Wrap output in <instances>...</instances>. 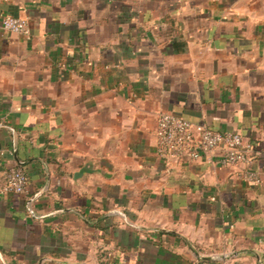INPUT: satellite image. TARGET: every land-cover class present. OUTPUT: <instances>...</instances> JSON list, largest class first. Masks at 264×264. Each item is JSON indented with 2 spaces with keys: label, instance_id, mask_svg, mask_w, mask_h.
<instances>
[{
  "label": "crops",
  "instance_id": "obj_1",
  "mask_svg": "<svg viewBox=\"0 0 264 264\" xmlns=\"http://www.w3.org/2000/svg\"><path fill=\"white\" fill-rule=\"evenodd\" d=\"M261 1L0 0V264H264ZM162 112L250 163L158 156Z\"/></svg>",
  "mask_w": 264,
  "mask_h": 264
},
{
  "label": "built area",
  "instance_id": "obj_2",
  "mask_svg": "<svg viewBox=\"0 0 264 264\" xmlns=\"http://www.w3.org/2000/svg\"><path fill=\"white\" fill-rule=\"evenodd\" d=\"M3 30L22 36L29 34L28 22L11 15L1 18ZM157 154L160 157L181 158L195 161L203 156L217 158L223 167L248 165L251 147L236 132H221L206 126L195 125L181 116L162 112L156 120ZM246 182L259 184L264 178L263 170L246 169L240 174ZM27 176L20 166H11L4 172L1 192L22 195L27 190Z\"/></svg>",
  "mask_w": 264,
  "mask_h": 264
},
{
  "label": "rangeland",
  "instance_id": "obj_3",
  "mask_svg": "<svg viewBox=\"0 0 264 264\" xmlns=\"http://www.w3.org/2000/svg\"><path fill=\"white\" fill-rule=\"evenodd\" d=\"M257 6H256V8L258 9V7L260 6V8L263 10V8H262V6H264V0L263 1H261L259 4H256Z\"/></svg>",
  "mask_w": 264,
  "mask_h": 264
}]
</instances>
